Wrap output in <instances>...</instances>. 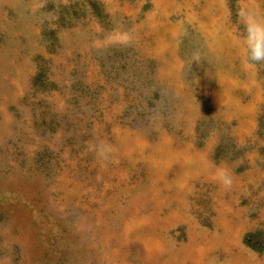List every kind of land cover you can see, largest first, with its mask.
Listing matches in <instances>:
<instances>
[{
	"label": "rangeland",
	"instance_id": "obj_1",
	"mask_svg": "<svg viewBox=\"0 0 264 264\" xmlns=\"http://www.w3.org/2000/svg\"><path fill=\"white\" fill-rule=\"evenodd\" d=\"M237 3L0 0V264H264Z\"/></svg>",
	"mask_w": 264,
	"mask_h": 264
},
{
	"label": "clouds",
	"instance_id": "obj_2",
	"mask_svg": "<svg viewBox=\"0 0 264 264\" xmlns=\"http://www.w3.org/2000/svg\"><path fill=\"white\" fill-rule=\"evenodd\" d=\"M231 15L229 11L228 16ZM235 16L234 43L241 49L244 60L251 65L264 63V9L238 0ZM223 183L229 185L231 177L225 175Z\"/></svg>",
	"mask_w": 264,
	"mask_h": 264
}]
</instances>
